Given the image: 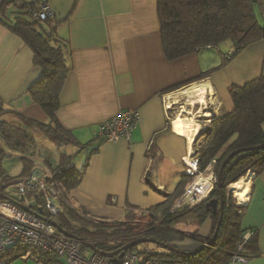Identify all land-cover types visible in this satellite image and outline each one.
Listing matches in <instances>:
<instances>
[{"label": "crops", "instance_id": "1", "mask_svg": "<svg viewBox=\"0 0 264 264\" xmlns=\"http://www.w3.org/2000/svg\"><path fill=\"white\" fill-rule=\"evenodd\" d=\"M4 3L0 0V8ZM48 4L54 13L48 22L66 42L71 65L55 117L74 143L56 146L49 141L56 148H72L57 159L38 151L40 158L32 162L48 177L61 155L72 157L70 164L77 169L86 164L81 182L69 193L71 206L99 222H125L127 211L138 215L156 208L176 190L185 175L183 159L193 156L194 143L203 139L200 135L210 126L207 117H201L205 125L197 123V112L206 109L212 120L232 112L229 88L242 87L264 75V42L249 45L228 62L223 56L233 53L230 42L220 45L218 51L203 50L169 61L162 48L157 0H48ZM261 10L264 13L263 7ZM42 75L29 47L0 23L2 109L46 124L47 116L29 93ZM193 86L205 88V104L196 100L199 94L187 95L186 111L184 104L179 115L167 110L174 93L185 95ZM132 110L139 113L140 120L130 142L108 143L98 136L102 122ZM7 117L24 125L15 115ZM190 117L200 126L191 143L174 129L178 118ZM78 147L90 149L76 157ZM250 176L248 181L243 177L236 182L241 188L231 189L234 183L230 190L235 206L241 208V230L251 231L255 237L257 254L248 252L246 264H264V171ZM211 226L209 217L174 245L183 244L178 249L185 252L197 249L211 236Z\"/></svg>", "mask_w": 264, "mask_h": 264}, {"label": "trees", "instance_id": "2", "mask_svg": "<svg viewBox=\"0 0 264 264\" xmlns=\"http://www.w3.org/2000/svg\"><path fill=\"white\" fill-rule=\"evenodd\" d=\"M17 1L5 0L0 8V23L22 39L33 53V64L43 71L41 79L30 88L29 93L33 102L47 116L48 122L41 124L21 118L12 111H0V193L9 183L28 176L35 167L29 158L34 154L35 144L26 128L36 129L56 146L74 143L55 117L60 107V92L71 69L67 44L57 36L54 26L48 21L35 20L26 3L18 6ZM255 2L256 0H157L161 42L166 58L174 61L203 50L218 51L220 45L230 42L234 51L223 56L228 62L249 45L264 42V21L260 23L257 17ZM10 14L13 19H1V16L6 18ZM228 92L233 104L232 112L211 121L210 127L200 135L203 137L202 145L194 153L201 172L212 161L215 162V176L230 153L264 145V75L242 87L232 86ZM14 115L24 125L13 126L4 118ZM13 154H19L22 164L20 174L14 178L9 177L5 165H2ZM71 159L72 157L61 155L58 165L52 170V177H48L49 181L57 183L61 189V196L55 199L59 213L52 221L62 231L89 242L102 252H113L138 238L173 245L187 237L176 228L186 217L196 223L197 227L210 217V212L205 207L208 200L171 212L175 201L190 181L188 176L183 175L176 190L166 195L162 204L140 212L142 218L149 219L144 227L139 228L134 224L136 215L132 211H127L125 222L109 224L93 220L71 206L69 193L78 187L82 171L86 167L85 164L81 170L77 169L70 164ZM263 171L264 149L234 156L222 173L224 209L216 238L208 243L212 238L210 236L203 242L207 246H200L202 250L194 255H181L162 248L164 252L153 255L155 259L169 264H228L243 231L239 223L241 208L228 199L227 187L249 172L258 176ZM214 193L217 196L216 186L211 195ZM108 240H112L114 245L109 246ZM22 249L14 248L6 252ZM248 252L253 256L257 254L254 235L244 248L243 254L247 259ZM42 263L49 262L45 260Z\"/></svg>", "mask_w": 264, "mask_h": 264}, {"label": "built area", "instance_id": "3", "mask_svg": "<svg viewBox=\"0 0 264 264\" xmlns=\"http://www.w3.org/2000/svg\"><path fill=\"white\" fill-rule=\"evenodd\" d=\"M23 2L26 3L35 20L44 22L54 18L48 0H18L17 5L20 6ZM166 108L171 110V105ZM139 120L137 111L119 112L100 124L98 136L108 143L121 140L130 142L132 132L138 126ZM190 159L194 166L187 164L183 159V163L187 166L185 174L195 179L185 188L183 195L172 206L171 212L184 206L193 207L199 204L210 195L216 184V176L213 173L214 161L201 172L196 156ZM205 172L209 173L206 177H204ZM200 177L207 180L202 190H199V186L195 184L196 179ZM0 194L16 203L0 199V254L10 249L23 248L25 253H31L41 262L47 260L48 264H169L161 263L153 257L140 261L139 255L149 253V250L138 252L134 248L125 252L121 260L107 259L93 252L90 257H85L79 239L63 235L51 225L52 218L59 213L55 199L61 196V189L57 183L49 181L45 170L38 166H35L28 176L15 183H9ZM38 208L45 220L36 215ZM245 235L240 238L229 264L247 263L248 259L244 257L243 252L252 234Z\"/></svg>", "mask_w": 264, "mask_h": 264}, {"label": "rangeland", "instance_id": "4", "mask_svg": "<svg viewBox=\"0 0 264 264\" xmlns=\"http://www.w3.org/2000/svg\"><path fill=\"white\" fill-rule=\"evenodd\" d=\"M254 5H255V9H256V13H257V17H258L259 21H260V23H263L264 16H263V12H261L262 11L261 8L262 7L264 8V0H257V2ZM174 94L175 95H173V97L171 98V100H169V102H170V105H171V110L174 112V114L177 113L176 115H179L182 112V110H183V108H181L183 106V104H184L183 107L185 108L184 111H186L185 103H187V100H186L187 95H183V94L181 95V94H176V93H174ZM215 106H216V104H215ZM202 112H204L203 115H202V117H207L208 118V121L209 120L212 121V117L213 116L211 115V113L209 111H207L205 109V111H202ZM205 112H207V116L204 115ZM197 116H198V114H197ZM4 118H5V120H7L13 126H18L19 125L12 118H9V117H4ZM196 121H197V123L200 124V126L205 125L204 123H206V120L205 119H202V118L197 119ZM211 121H209L210 124H211ZM26 129H27L26 131L31 135L32 139L34 140V144H35V146H34L35 147L34 154L32 156H29V158L31 159V161H35V162L38 161V158H40V155H39L38 151L41 152L40 154L42 156L43 155L44 156L48 155V157H49L51 155L52 159H53L54 156H55V159H57L58 156H59V154H63L68 149L72 148L70 146L69 147L68 146H65L63 148L62 147L56 148V147L50 145L49 144L50 143L49 140L47 138H45L42 134H40L36 129H28V128H26ZM202 142L203 141L200 138L199 141H197L196 143H194V150L195 151L200 148V146L202 145ZM89 149L90 148H87V147H78L77 150H75V152H74L75 154L74 155H76V157H77V155H79L81 153H85L86 154L89 151ZM84 156H86V155H84ZM2 165H5L6 170L9 173V177H13L14 178V177L18 176L20 174L21 165H22L20 163L19 154H13L11 156V158L10 157L7 158V160L4 161L2 163ZM184 167H185V172H186L187 166L185 164H184ZM250 174H252V176L254 175L252 172H249L247 174L248 176H245L246 177V179H245L246 181H248L249 177H251ZM208 175H209L208 172H205L204 173V177H206ZM188 177L190 178V181L184 187L182 193L179 195V197L177 198V200L183 195L185 188L191 182H193L194 179H195V177L194 178L191 177V176H188ZM231 185H229L227 187V191L228 192H226V194L229 197L228 199H230V201H232L233 204H237V201L235 199L234 192L232 190H230V186ZM214 186H216V184ZM210 196H211V193H210V195L208 197L204 198L203 201H201L200 203H203V202L209 200L210 199ZM176 201H175V203H176ZM182 208H185V207H181L178 210H182ZM187 208H190V207H187ZM148 221H149L148 218H146V217L142 218L138 214V215L135 216L134 224L137 225V226H140L139 228H142V227H144L148 223ZM184 221L181 222V223H179L176 227L178 229L184 231L183 232L184 235H185V233H189V236H190V232L192 231V229L197 227L196 226V223L192 222V220L189 219L188 217H186L184 219ZM211 227H212V229H211V234L210 235L212 236L213 233H214L213 231L215 230V227H216V221H214V222L212 221V226ZM247 233H251L252 236L254 235L253 232H251V231L243 232V234L239 237L238 242L240 241V238H242L243 236L245 237L246 236L245 234H247ZM191 237L193 238L194 236L192 235ZM238 242H237L236 246L239 245ZM107 244L109 246L110 245H114L113 242H112V240H108L107 241ZM203 244L204 243H201L200 246H202ZM178 245H179L178 246L179 248H181V247L184 246L181 243H179ZM173 246H175V245L173 244ZM81 248H82V252H83V254H84L85 257H90L92 255L91 250H89L88 248H86L84 246H82ZM134 250H136L138 252H141L142 250H149V253L140 254L139 255L140 256V261H142L144 259H147L149 257L156 258L153 255H155V254H162V252H164V250L160 246H157V245H154V244H151V243H140V244H138V245H136L134 247ZM235 250H236V247H235ZM245 258H247V257H245ZM248 260H247V262H248ZM0 263H5V264H43L41 261H38L34 255H32L29 252H26L25 253L23 250L22 251L13 250V251H10V252H5L3 255L0 256ZM228 264H229V262H228Z\"/></svg>", "mask_w": 264, "mask_h": 264}, {"label": "water", "instance_id": "5", "mask_svg": "<svg viewBox=\"0 0 264 264\" xmlns=\"http://www.w3.org/2000/svg\"><path fill=\"white\" fill-rule=\"evenodd\" d=\"M1 110H2V106L0 105V111ZM262 149H264V145H260V146H256V147H252V148L236 150V151L230 153L225 158V160L221 163L220 168H219L218 173H217V176H216V187H217V192H218V200L217 199H210L205 204V207H206L207 210H209V209L212 210V213H211L212 215L211 216H212L213 220L216 218V214H218V221L216 223V227H215L214 233L212 235V238L208 241V243H211L216 238V236L218 234V231H219V228H220V225H221L222 218H223L224 198H223V192H222V173H223V170H224L225 166L236 155H239L241 153H245V152H248V151L262 150ZM0 199L1 200H6V201H10V202H13L14 204H16L14 201H12L9 198L3 196L2 194H0ZM19 207H21V206L19 205ZM21 208H23L25 210H28V209H26L24 207H21ZM40 212H41V210L39 209L38 212L36 213V215L38 217H40L41 219H43L41 214H40ZM43 220H45V219H43ZM51 225L55 229H57L61 234L67 235V236H71L67 232L62 231L56 223L52 222ZM79 241L82 244V246L88 248L89 250H91V252H93L95 254H98V255H100L102 257H105L107 259L116 258L117 260H121L124 257L125 252H127L130 249H133L136 245H138L140 243H151V244H154V245H158V246H160L161 248H163V249H165L167 251H171V252H174V253H177V254H181V255H194L197 252H199L200 250H202V248H197L196 250H193V251H190V252H185V251H181V250L175 248L173 245L161 244V243L156 242L153 239L138 238V239H135V240L125 244L124 246H122L121 248H119V249H117V250H115L113 252L107 253V252H102V251L96 249L89 242H86V241H83V240H80V239H79Z\"/></svg>", "mask_w": 264, "mask_h": 264}, {"label": "bare ground", "instance_id": "6", "mask_svg": "<svg viewBox=\"0 0 264 264\" xmlns=\"http://www.w3.org/2000/svg\"><path fill=\"white\" fill-rule=\"evenodd\" d=\"M185 95H194V94H199V96L197 97V101L199 102L200 105L205 104V97L207 95L206 90L203 86H199V88H197L196 86L191 87L190 89H187L184 92ZM202 110V109H201ZM204 112L199 111L197 114V117H202ZM205 116H207V112H205L204 114ZM194 118L190 117V119H182V118H178L176 120V122L174 123V129L176 130V132H178L180 135L184 136L185 138H187V140L189 141V143L193 142V140L196 139V136L198 134V131L200 130V126L196 125L194 120ZM187 164H190L191 166H194V164L192 163L191 159H186L185 161ZM207 180H204L203 177L197 178L195 181L196 186H199V190H202V188L205 186ZM241 183H236V185H234L231 189L235 190V189H239L241 188ZM243 185V184H242ZM245 185V184H244ZM246 189V188H245ZM237 192V191H235ZM240 193V192H239ZM247 193V192H246ZM239 201H242V194L240 193L239 195Z\"/></svg>", "mask_w": 264, "mask_h": 264}, {"label": "flooded vegetation", "instance_id": "7", "mask_svg": "<svg viewBox=\"0 0 264 264\" xmlns=\"http://www.w3.org/2000/svg\"><path fill=\"white\" fill-rule=\"evenodd\" d=\"M193 156L195 157V154H193ZM186 175V174H185ZM186 176H188V175H186ZM226 192H228L227 190H226ZM217 195H218V192H217ZM223 198H224V195H223ZM210 199H217L218 200V196H216V194L214 193V194H212L211 195V197H210ZM209 199V200H210ZM223 209H224V203H223ZM209 212H210V217H211V220L214 222V221H216V223H217V221H218V214H216V218L213 220L212 219V210L211 209H209Z\"/></svg>", "mask_w": 264, "mask_h": 264}]
</instances>
